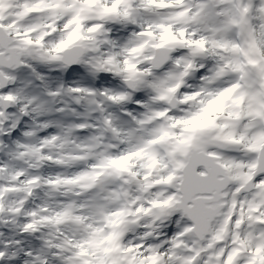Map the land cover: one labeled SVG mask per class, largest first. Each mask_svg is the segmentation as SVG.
Masks as SVG:
<instances>
[{
	"label": "snow or ice",
	"instance_id": "obj_1",
	"mask_svg": "<svg viewBox=\"0 0 264 264\" xmlns=\"http://www.w3.org/2000/svg\"><path fill=\"white\" fill-rule=\"evenodd\" d=\"M0 264H264V0H0Z\"/></svg>",
	"mask_w": 264,
	"mask_h": 264
}]
</instances>
